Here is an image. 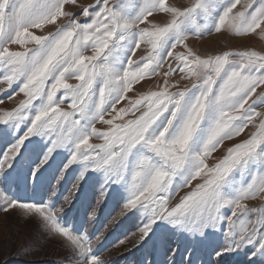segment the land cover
I'll return each mask as SVG.
<instances>
[{"label": "snow or ice", "instance_id": "obj_1", "mask_svg": "<svg viewBox=\"0 0 264 264\" xmlns=\"http://www.w3.org/2000/svg\"><path fill=\"white\" fill-rule=\"evenodd\" d=\"M97 4L99 10L77 0H0V83H18L25 97L0 114V210L38 215L45 228L66 238L77 264H104L86 233L62 225L57 214L62 209L44 200L23 201L11 188L54 196L51 181L59 185L68 168L79 165L73 191H80L86 174L100 173L97 204L123 188L124 210L144 213L138 243L166 223L204 240L219 233L222 239L207 252L212 258L207 264H225L241 253L251 264H264V207L248 203L264 202V52L202 56L188 44L192 36L225 31L264 39V0ZM161 14L165 19L157 22ZM78 15L90 19L81 22ZM61 18L68 22L53 32L32 31ZM142 45L146 54L133 59ZM178 46L184 51L174 55ZM169 58L173 63L156 90L128 95L145 78L161 75ZM174 75L180 79L170 82ZM183 81L192 83L181 88ZM66 101L70 110L61 108ZM123 101L127 106L117 108ZM22 124L26 130L20 133ZM250 125L254 130L247 138L209 165L226 140ZM57 150L68 153L66 162H57ZM185 187L192 190L169 208Z\"/></svg>", "mask_w": 264, "mask_h": 264}, {"label": "rangeland", "instance_id": "obj_2", "mask_svg": "<svg viewBox=\"0 0 264 264\" xmlns=\"http://www.w3.org/2000/svg\"><path fill=\"white\" fill-rule=\"evenodd\" d=\"M170 3L181 6L187 5L190 0H169ZM78 5L93 6V10H99L102 6L97 4V0H77ZM255 7V5H254ZM66 11L79 14L80 7L66 6ZM81 22H86L90 18L78 15ZM157 22L165 19L164 15L156 17ZM68 18H61L56 25H48L43 30L33 29L35 35H45L53 32L60 24H66ZM197 54L215 55L223 51H244L256 50L264 52V39L259 35H249L246 37H236L230 32L213 33L205 35L203 38L196 36L190 37L188 41ZM32 45H29L31 47ZM13 50H19V46L12 45ZM184 51L181 46L174 50L177 52ZM87 54H91L90 52ZM146 54L144 46L133 59H138L140 55ZM173 63L169 58L161 70V75L145 78L139 84L134 86L133 92L128 95L135 97L137 92L156 90L155 85L162 83L163 71H167L168 64ZM180 77L174 75L171 81L179 80ZM71 83H76L72 80ZM192 81H183L184 85H191ZM18 83H13L10 87L6 83H0V114L6 110L16 108L19 102L25 99L23 93L18 92ZM175 91L176 89H171ZM58 98L60 93L57 94ZM38 103V102H37ZM127 106V101L117 105V108ZM63 110L69 109V102L61 105ZM259 110V109H258ZM140 113H137L138 116ZM115 115V114H113ZM110 118V117H106ZM132 118L131 116L125 119ZM119 123L120 121H116ZM259 121H257L258 123ZM98 128L106 129L108 126L97 124ZM25 125L20 126V133L25 131ZM254 128L250 125L248 129L240 136L233 140H226L224 144L212 154L209 159V165L213 164L217 158H221L228 147L247 138L248 134ZM31 139L35 140L36 137ZM92 143L101 141L93 138ZM4 144L0 143V150ZM59 155L54 153L57 162H66L68 153L63 150H57ZM80 171L79 165H71L65 173V179L59 185L53 179L49 187L56 188V194L52 196L51 192L38 190L33 193L30 189H16L11 186L12 191L17 193L18 198L23 201L44 200L55 205L59 211L58 217L62 225L67 226L74 233H86L91 238L94 252L104 261V264H207L209 259L207 252L211 250L212 245L221 240L222 237L217 233L209 240L200 237H194L189 233L177 230L166 223L154 226L155 235L150 234V239L143 243H138L140 229L143 225L144 213L131 210L125 211L123 208L127 198V191L120 189L119 192H110L105 200L97 204L99 197V186L102 183L100 173H88L84 180H81L80 191H73V185L76 183ZM199 180L193 181V187ZM175 187V185L173 186ZM191 188L185 187L172 196L169 208L180 202L181 198L191 191ZM28 193L30 198L26 199ZM51 200L49 201V197ZM250 207H264V202L260 200L249 201ZM2 207V204H0ZM95 210V216L91 212ZM124 212L121 215V212ZM225 213L229 210L224 209ZM120 241H123L121 243ZM251 258L247 254L241 253L227 258L225 264H251ZM0 264H77L71 248L68 246L66 238L61 237L45 228L42 219L35 214H28L23 210L16 208L9 211L0 210Z\"/></svg>", "mask_w": 264, "mask_h": 264}, {"label": "bare ground", "instance_id": "obj_3", "mask_svg": "<svg viewBox=\"0 0 264 264\" xmlns=\"http://www.w3.org/2000/svg\"><path fill=\"white\" fill-rule=\"evenodd\" d=\"M26 199L30 198V195L28 193L25 194Z\"/></svg>", "mask_w": 264, "mask_h": 264}]
</instances>
